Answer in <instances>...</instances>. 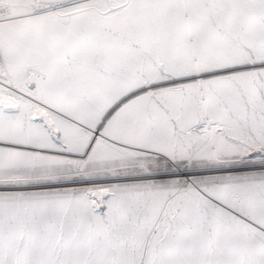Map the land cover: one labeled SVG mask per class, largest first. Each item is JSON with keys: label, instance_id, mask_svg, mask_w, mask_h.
Instances as JSON below:
<instances>
[{"label": "snow or ice", "instance_id": "1", "mask_svg": "<svg viewBox=\"0 0 264 264\" xmlns=\"http://www.w3.org/2000/svg\"><path fill=\"white\" fill-rule=\"evenodd\" d=\"M0 264H264V0H0Z\"/></svg>", "mask_w": 264, "mask_h": 264}]
</instances>
